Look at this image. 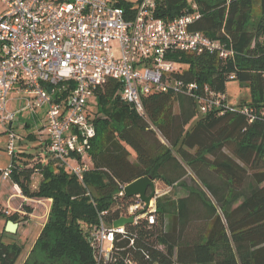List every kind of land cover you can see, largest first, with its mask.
Segmentation results:
<instances>
[{"label":"trees","instance_id":"trees-1","mask_svg":"<svg viewBox=\"0 0 264 264\" xmlns=\"http://www.w3.org/2000/svg\"><path fill=\"white\" fill-rule=\"evenodd\" d=\"M116 1L128 16L140 0ZM154 1V14L164 21L198 12L189 29L232 54H168L177 67L173 75L197 84L195 95L153 91L142 99L143 115L121 100L120 81L107 78L93 93L95 135L82 181L47 152L46 163L33 157L30 164L31 154L13 150L9 180L24 197L51 201L35 242L49 261L33 264H65L69 258L76 264H264V0ZM232 80L250 89V99L202 112L199 97L209 92L228 103ZM68 88L57 90L59 99L67 98ZM41 148L46 151L47 144ZM145 176L172 188L182 184L186 194L159 196L153 223L139 217L114 232L109 260L100 259L92 230L101 222L111 228L126 215L137 197L121 193L122 187ZM22 249L0 242V264H15Z\"/></svg>","mask_w":264,"mask_h":264},{"label":"built area","instance_id":"built-area-1","mask_svg":"<svg viewBox=\"0 0 264 264\" xmlns=\"http://www.w3.org/2000/svg\"><path fill=\"white\" fill-rule=\"evenodd\" d=\"M0 2L4 6L0 14V126L8 138V153L19 139L12 126L16 114L45 107L48 157L79 181L89 169L88 148L95 135L87 105L107 78L120 81L121 100L143 115L142 99L153 91L195 95L197 84L173 75L177 67L168 54L215 52L222 58L232 54L218 41L189 29L199 19L198 12L164 21L154 14V0H140L128 16L110 0ZM66 87L69 95L59 99L57 90ZM13 90L20 95V110L9 108ZM225 99L209 92L207 98L199 97L200 109L231 107L220 103ZM10 168L2 171V179H9ZM161 195L155 186L147 208L136 196L137 202L123 216H133V221L147 217L153 223L156 199ZM35 201L41 203L43 199ZM139 209L142 213L135 216ZM123 227L112 224L109 228L101 222L92 230V245L100 259L109 260L114 232H122ZM106 242L109 245L105 248Z\"/></svg>","mask_w":264,"mask_h":264},{"label":"rangeland","instance_id":"rangeland-1","mask_svg":"<svg viewBox=\"0 0 264 264\" xmlns=\"http://www.w3.org/2000/svg\"><path fill=\"white\" fill-rule=\"evenodd\" d=\"M2 11H4V6L0 2V14L2 13ZM226 96L229 106L237 105L241 100L243 101L250 99V89L246 85L241 84L238 81L232 80L227 82ZM9 97H12V94H10ZM96 105H97L96 98L92 96L89 100V104L87 105L88 106L87 117H89L90 122L92 124H93L92 119L94 117V112L97 110ZM12 108L14 110H18L20 108V103L13 100ZM15 118L16 120L14 121L13 130L17 134V137L19 138V142L16 144L14 149L15 155H20L21 152H25L27 154H31V156L27 158L30 159L29 160L30 164L33 157L34 158L39 157V160L42 163H46L48 159L46 156V151H44V149L41 148V145H44V141L46 138V132L44 128L45 107L23 110L20 113H17ZM7 142H8L7 135L0 134V171H3L7 167H9L11 162V156L7 150ZM40 179L41 176L39 173L32 176L31 185L29 184L31 189L36 188ZM185 179H186L185 181H188L187 178ZM155 182L156 183L154 184L156 188H158L160 193L162 195L166 193L164 195H169L171 199H178L183 194H186V190L184 189L182 184L175 185L174 188H172L170 186H167L164 182L160 180H156ZM8 184H12V182L9 179L0 182V185H3L2 187L4 188V190ZM16 186L18 188L17 190L14 189L12 191L11 193L12 195L21 192L19 186L17 184ZM10 200H11L10 203L11 205H7L5 207L0 206V212L3 214V216L0 217V242L17 243L22 246L23 248L22 252L18 257L17 261L15 262V264H23L25 262L27 264H33L34 261L36 262L49 261V259L45 257L46 253H44L37 245V243H35L38 234L40 233L41 226L42 224L45 223L48 217L46 213V208L44 207L45 202L43 201L41 202V204H37V208L39 207L38 205H40V208L41 207L44 208L43 210H40L39 212H35L33 218L31 217L28 218L29 213L32 212V209L34 207L26 203L21 204L18 201V198H12ZM28 207L31 209L29 210V212L27 211ZM15 208H18L19 210L25 212L24 215L23 214L20 215L22 217L24 216L25 219L26 218L28 219L23 220L22 218H18L20 222V227L16 230L15 233L10 234L5 232V230L3 231V229L7 221V216L11 215L14 211L13 209ZM35 216H37L38 219L35 218ZM108 245L109 243L106 242L104 244V247L106 248ZM67 263L76 264L75 260L70 258L67 259L65 264Z\"/></svg>","mask_w":264,"mask_h":264},{"label":"water","instance_id":"water-1","mask_svg":"<svg viewBox=\"0 0 264 264\" xmlns=\"http://www.w3.org/2000/svg\"><path fill=\"white\" fill-rule=\"evenodd\" d=\"M49 92L52 91L50 86L47 87ZM155 190V184L151 177H140L124 186L123 191L126 196H138L139 199L144 202L145 208L148 207L151 198L153 197ZM133 222V216L120 217L113 222L114 228H120L128 223ZM19 224V219L16 221L7 220L4 226V230L7 233H15Z\"/></svg>","mask_w":264,"mask_h":264},{"label":"crops","instance_id":"crops-1","mask_svg":"<svg viewBox=\"0 0 264 264\" xmlns=\"http://www.w3.org/2000/svg\"><path fill=\"white\" fill-rule=\"evenodd\" d=\"M112 3H116L117 1L116 0H110ZM130 1H132V2H136L137 0H130ZM137 5V3H135V5L134 6H136ZM10 94H12V97H9V108L11 109V110H14L13 108H12V102H13V100L14 101H16V102H19L20 103V108H21V101H20V99H19V97H20V95L18 94V92L16 91V90H13ZM9 94V95H10ZM20 108L18 109V110H20ZM21 111H23V110H21ZM20 111V112H21ZM13 125H14V123H13ZM12 125V126H13ZM25 126H27V125H25ZM44 128H45V125H44ZM0 134H5V129L3 128V127H1L0 126ZM45 139H47V138H45ZM45 144H46V141L44 142ZM4 180H7V179H1V181H4ZM14 184L12 183V184H8L7 185V187L5 188V190H4V188L2 187L3 185H0V206H3V207H5V206H7V205H11L10 203H11V200L10 199H12V198H18V201L20 202V203H26V204H29L30 206H32V207H34L33 209H32V212L31 213H29V215H28V218H33V215L35 214V212H39L40 210H43L44 208L43 207H41L40 208V205H38L39 207L37 208V204H41V203H37L36 201H35V199H29V198H26V197H24L22 194H21V192H19V193H15V194H11L12 193V191L15 189V190H17V187L15 188L14 186H13ZM14 187V188H13ZM5 193H6V195H5ZM182 196H185V194H183ZM181 196V197H182ZM5 198V199H4ZM37 200V199H36ZM15 201V200H14ZM16 201H17V199H16ZM43 201L45 202L44 203V207L46 208V213H47V215H48V212H49V206H50V199H43ZM29 202V203H28ZM30 202H31V204H30ZM43 204V203H42ZM38 209V210H37ZM14 211H13V213H16V214H18V215H20V214H25V212H23V211H21V210H19L18 208H15V209H13ZM47 215H46V217H47ZM20 218H22V216L20 215ZM28 218H26V219H28ZM35 218H37V216H35ZM25 219V220H26ZM38 219V218H37ZM43 225L44 224H42V226H41V228L43 227ZM20 227V222H19V224H18V228ZM17 228V229H18Z\"/></svg>","mask_w":264,"mask_h":264},{"label":"bare ground","instance_id":"bare-ground-1","mask_svg":"<svg viewBox=\"0 0 264 264\" xmlns=\"http://www.w3.org/2000/svg\"><path fill=\"white\" fill-rule=\"evenodd\" d=\"M122 217H124V216H122Z\"/></svg>","mask_w":264,"mask_h":264}]
</instances>
